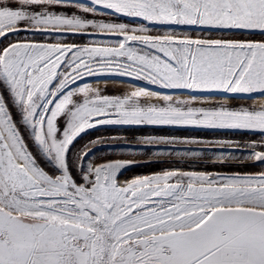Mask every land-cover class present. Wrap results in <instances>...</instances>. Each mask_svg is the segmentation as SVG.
I'll list each match as a JSON object with an SVG mask.
<instances>
[{"label":"snow or ice","instance_id":"6c2138e0","mask_svg":"<svg viewBox=\"0 0 264 264\" xmlns=\"http://www.w3.org/2000/svg\"><path fill=\"white\" fill-rule=\"evenodd\" d=\"M108 14L143 23L95 19ZM158 25L264 34V0H0V38L58 40L0 48V264H264V171L174 168L120 184L132 161L85 165L88 152L70 156L81 134L102 125H198L264 139V107L194 108L187 105L197 96L171 94L163 104H142L160 94L138 88L109 97L78 83L114 74L162 89L264 97V41L193 39L172 29L153 35ZM97 33L118 39L61 42ZM158 142L175 141H144ZM246 147L243 158L264 165L261 145ZM226 157L235 158L218 159Z\"/></svg>","mask_w":264,"mask_h":264},{"label":"rangeland","instance_id":"374dc122","mask_svg":"<svg viewBox=\"0 0 264 264\" xmlns=\"http://www.w3.org/2000/svg\"><path fill=\"white\" fill-rule=\"evenodd\" d=\"M69 12L75 9H68ZM89 18H93L89 15ZM95 19L112 23H125L130 27L143 23L138 18L118 15H97ZM172 29L178 34L191 36L193 39H222L231 41H264V34L235 29H202L198 26H154L153 35L158 32ZM92 31V30H89ZM34 40L40 43L58 42L55 35L37 33L32 36L21 32L18 36L9 39L0 38V48L7 46L9 41ZM93 39L115 40L118 37L95 34L93 36L66 35L63 43L89 45ZM78 83H87L93 89V93L102 96L124 97L138 88H146L157 92L159 96L141 98L142 104H163L162 96L171 94L173 100L191 101L192 96L198 99L190 102L187 106L194 108H215L223 105L231 109L264 107V101L258 102L254 98L243 95L215 93L212 95L190 92V90L162 89L151 85L147 81L120 75H99L85 77ZM75 86V85H74ZM2 91V89H0ZM14 116L19 120V116ZM63 124V120L60 121ZM23 131V130H22ZM147 138H166L174 143L146 144ZM98 141V142H97ZM190 141V142H185ZM255 142L261 145L256 150L264 151V139L259 133H251L244 130L210 128L198 125H102L87 130L74 141L70 148V156L75 159L76 155L88 152L85 165L91 162L93 165L103 164L108 161L126 160L133 164L121 170L118 176L120 184H124L136 177L152 176L165 170L179 168L182 171L205 172L212 175L232 176L255 174L264 171V165L259 162L248 160L243 157L250 151L246 146ZM241 150H237V146ZM31 148V142L29 141ZM35 151L34 149H32ZM176 151H195L198 156L180 157ZM231 152L235 158L218 159L221 153ZM159 153V155H157ZM171 153V155L169 154ZM43 166V165H42ZM48 170V169H46ZM74 177L79 181V169H73Z\"/></svg>","mask_w":264,"mask_h":264},{"label":"bare ground","instance_id":"6f19581e","mask_svg":"<svg viewBox=\"0 0 264 264\" xmlns=\"http://www.w3.org/2000/svg\"><path fill=\"white\" fill-rule=\"evenodd\" d=\"M256 100H257L258 102L264 101V97H258Z\"/></svg>","mask_w":264,"mask_h":264}]
</instances>
